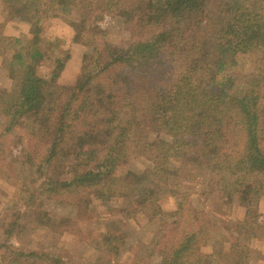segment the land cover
Masks as SVG:
<instances>
[{"label": "trees", "instance_id": "trees-1", "mask_svg": "<svg viewBox=\"0 0 264 264\" xmlns=\"http://www.w3.org/2000/svg\"><path fill=\"white\" fill-rule=\"evenodd\" d=\"M39 1L29 7L32 17ZM49 1L81 11L94 6V0ZM111 8L144 21L149 37L131 49L95 46L72 86L38 76L44 55L36 40L0 34V42L14 48L11 66L18 67L4 134L22 127L27 141L41 151L35 167L42 191L51 198L68 195L71 188L118 187V166L154 144L131 116L134 111L150 114L173 136L200 142L208 151L211 182L225 200L258 191L257 177L264 174V0H103V13ZM243 51L258 55L255 83L238 88L228 68ZM115 92H124L130 103L115 106ZM161 146L168 158L171 147ZM141 173L133 180L141 183L149 175ZM38 213L51 221L46 210ZM19 224L13 219L5 233ZM197 234L167 239L157 264H188L186 254ZM19 255L31 264H61L47 252Z\"/></svg>", "mask_w": 264, "mask_h": 264}, {"label": "rangeland", "instance_id": "rangeland-1", "mask_svg": "<svg viewBox=\"0 0 264 264\" xmlns=\"http://www.w3.org/2000/svg\"><path fill=\"white\" fill-rule=\"evenodd\" d=\"M34 3L0 0V34L36 40L44 55L36 73L60 85H74L95 46L131 49L150 34L149 25L137 17L113 13V8L103 13V0H94L88 11L41 0L32 17ZM14 52L11 44L0 42V264H31L19 255L30 251L47 252L61 264H157L167 239L195 230L188 264H264V174L257 177L258 191L225 200L211 182L207 149L196 140L184 141L182 134L165 132L144 112L131 116L146 127L154 144L148 153L131 154L118 166V187L105 192L71 188L68 195L50 198L39 187L35 167L41 151L27 141L22 127L4 134L7 99L18 72L11 66ZM257 56L254 51L237 54L228 68L236 87L255 83ZM112 100L117 107L130 103L124 92H115ZM161 145L171 147L168 158ZM144 170L146 179L133 180ZM41 210L51 221L39 219ZM13 219L19 226L5 233Z\"/></svg>", "mask_w": 264, "mask_h": 264}]
</instances>
